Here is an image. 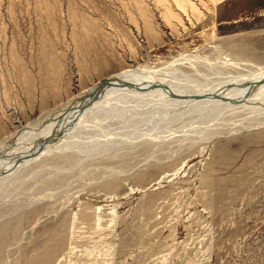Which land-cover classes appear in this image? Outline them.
Segmentation results:
<instances>
[{"label": "rangeland", "instance_id": "1", "mask_svg": "<svg viewBox=\"0 0 264 264\" xmlns=\"http://www.w3.org/2000/svg\"><path fill=\"white\" fill-rule=\"evenodd\" d=\"M261 67L264 0H0V141L109 75L194 86ZM141 96L0 170V264H264V124Z\"/></svg>", "mask_w": 264, "mask_h": 264}, {"label": "bare ground", "instance_id": "2", "mask_svg": "<svg viewBox=\"0 0 264 264\" xmlns=\"http://www.w3.org/2000/svg\"><path fill=\"white\" fill-rule=\"evenodd\" d=\"M191 57L192 56H187L184 60L185 61L188 60V62H189L192 59ZM193 60H195V59H193ZM193 66L194 65H192V67ZM206 66H208V65H206ZM127 72H129V74H130L131 70H128ZM142 72H143V70L138 68L133 73V75L130 76V80L136 81L137 79H139L141 81L150 82V83H153L155 85L136 84L133 87H128L129 84H123V79L120 77H128L129 74L125 73V74L119 75V76L109 75L106 78L99 80L98 83H96L93 87L85 89L84 91H82L76 95L71 96L72 98H69L67 101L60 103L58 106H56L53 109H51L50 111H48L47 114L45 116H43L44 118L42 117V119H49V121H51L50 125L46 126V124H49V122H47V121L40 124V122L38 120H36V121L32 120L31 125L34 124V126H36L35 123H38L40 125L37 128L35 127L36 128L35 130H37L35 133L29 134L31 136L30 139L26 138V139L22 140L23 137L16 138L17 135H19L20 133L13 135L12 137L11 136L5 137L3 141L2 140L0 141V170H3V169L6 170L7 169V171H8V170H10V168H15L18 165H23L24 161L33 159L37 155L43 156L45 154L44 157H47L46 154H50V152H53V149H57V147L56 148L55 147L54 148L48 147V146L52 145V143H49L50 141H54L58 137H60V136L62 137L65 134L69 135V133L71 131H74L79 126H81V124L85 123L86 119L88 120V118H86L88 116V114H91L92 111L96 112V110H99V108H101V106L107 105L111 100L116 99L117 97H118V100L121 99V101H122V99L124 100L128 96L130 98H134L136 95H138V96H141V95L145 96L146 95V97H147V95H149V96L150 95H156L157 97L161 98L162 100H166L171 104L172 103L173 104L178 103L180 105L186 104V103H193V104L194 103H203L204 105H209L210 103H213V102H219V103L223 104L221 107L222 109L229 107V106L231 108H233L232 106L236 107L238 105L239 106L249 105L248 107L252 108V110H250V115L248 113L249 116L246 114L244 116V119H248V120H246L244 123H243V121H241L240 123H238V125L236 124L235 126L236 127L239 126V128L243 127V129H244L246 127L248 128V127H253L256 125L264 124L263 119L257 118V116L264 114V110H263L264 106L262 109L261 108L262 105H260V103L264 102V67H261L257 70H255V69L252 71L249 70V73H246V74L242 73L243 75L240 74L237 76L236 75L235 76H226L228 78L226 80L218 81L219 80V78H218V80L212 81L211 84L210 83L206 84L204 82L203 85H198V84L195 85L196 83H194V86H192V84H193L192 82H190V83H192L191 85H190V83H188L189 84L188 85L187 82L181 83V82H178V80H176V79L168 78V76H166L165 74L162 76H156L155 75L156 71H153L151 69L147 70L146 71L147 73L145 71L143 73ZM176 72H178V71H176ZM148 73H150V74H148ZM114 74H116V73H114ZM215 76H216V74H215ZM171 77L175 78L173 75ZM198 82H200V81H198ZM197 94H201V95H197ZM138 99H140V98L138 97ZM118 100H116V101H118ZM164 102L165 101H163V103ZM205 103H208V104H205ZM156 104H158V103H156ZM109 105H110V103H109ZM225 105H226V107H225ZM62 107H64L63 110L57 112ZM148 109H149V106H148ZM219 109H220V107L218 108V110ZM238 110L240 111L239 108H238ZM260 110L261 111L263 110V111L259 112ZM220 112H221V109H220ZM220 112H217V113H220ZM252 113H253V115H251ZM89 118H91L90 115H89ZM224 119H225V117H224ZM251 120L253 122H251ZM210 124H211V122H210ZM44 126H46V127L43 128ZM179 128H181V127H179ZM200 128H202V127H200ZM30 130H31V128H29L27 130L25 129V132H23V133L27 134L30 132ZM229 130L232 131L234 129L230 128ZM200 131H202V130H200ZM207 131H208V129H207ZM230 131L224 130V131H220V132L221 133H227ZM184 133H186V132H184ZM218 134L219 133H216L215 135H218ZM176 135H177V133H176ZM154 136H156V135H154ZM14 143H17V144H14ZM58 148H59V146H58ZM55 152H57V151L55 150ZM4 234H5V229L3 228V230L0 233V241L2 240V236Z\"/></svg>", "mask_w": 264, "mask_h": 264}]
</instances>
